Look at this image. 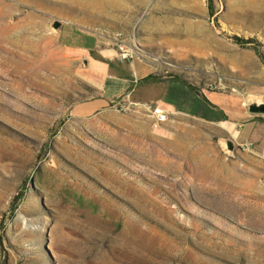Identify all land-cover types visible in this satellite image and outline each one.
<instances>
[{
	"label": "rangeland",
	"instance_id": "374dc122",
	"mask_svg": "<svg viewBox=\"0 0 264 264\" xmlns=\"http://www.w3.org/2000/svg\"><path fill=\"white\" fill-rule=\"evenodd\" d=\"M66 21L117 53L121 32L160 74L264 85V0H0V264H264V158L127 91L104 99Z\"/></svg>",
	"mask_w": 264,
	"mask_h": 264
},
{
	"label": "crops",
	"instance_id": "0c3cea01",
	"mask_svg": "<svg viewBox=\"0 0 264 264\" xmlns=\"http://www.w3.org/2000/svg\"><path fill=\"white\" fill-rule=\"evenodd\" d=\"M58 35L65 47L90 57L103 70L104 99L127 91L133 101L159 103L169 115L219 125L223 135L231 137L238 147L250 142L249 149L264 158V113H253L248 108L251 99L264 97V85L252 84L240 93L196 85L199 92L191 81L160 74L155 65L140 57L120 58L107 45L104 35L76 22H63ZM139 88L144 91L136 94Z\"/></svg>",
	"mask_w": 264,
	"mask_h": 264
},
{
	"label": "built area",
	"instance_id": "2783aa9c",
	"mask_svg": "<svg viewBox=\"0 0 264 264\" xmlns=\"http://www.w3.org/2000/svg\"><path fill=\"white\" fill-rule=\"evenodd\" d=\"M116 39H117V46H118V55L122 59H129L131 56H133V49L129 47L124 39L121 38L122 33L121 32H115L114 33ZM133 102V101H132ZM135 104H142L150 109L151 113L155 117L157 122H163L166 121L169 117V111L164 108L159 103H153V102H138L134 101ZM251 146L250 142H244L239 145V147L243 149H249Z\"/></svg>",
	"mask_w": 264,
	"mask_h": 264
},
{
	"label": "water",
	"instance_id": "95a60500",
	"mask_svg": "<svg viewBox=\"0 0 264 264\" xmlns=\"http://www.w3.org/2000/svg\"><path fill=\"white\" fill-rule=\"evenodd\" d=\"M248 108L253 113H264V97L259 96L251 99L248 103ZM220 138L223 142L225 150L229 153H234L236 149L235 141L229 136H222Z\"/></svg>",
	"mask_w": 264,
	"mask_h": 264
},
{
	"label": "trees",
	"instance_id": "16d2710c",
	"mask_svg": "<svg viewBox=\"0 0 264 264\" xmlns=\"http://www.w3.org/2000/svg\"><path fill=\"white\" fill-rule=\"evenodd\" d=\"M234 38H235V41L236 42H238V43H240V44H242L244 46H253L260 53V50H259L258 45L256 43H252L254 41V39H252V38H245V37H241V36H235ZM191 86L193 88L197 89V91L200 92V88L198 86H196L195 84H192V83H191ZM22 194L23 193L21 192L19 195H17L16 198H15V200L17 198H19L20 196H22Z\"/></svg>",
	"mask_w": 264,
	"mask_h": 264
}]
</instances>
